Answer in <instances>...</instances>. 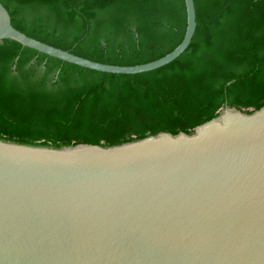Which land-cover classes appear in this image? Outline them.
Listing matches in <instances>:
<instances>
[{
	"label": "water",
	"instance_id": "water-1",
	"mask_svg": "<svg viewBox=\"0 0 264 264\" xmlns=\"http://www.w3.org/2000/svg\"><path fill=\"white\" fill-rule=\"evenodd\" d=\"M16 28L0 1V41L86 68L134 74ZM0 264H264V107L225 106L192 133L161 132L120 145L54 147L0 139Z\"/></svg>",
	"mask_w": 264,
	"mask_h": 264
},
{
	"label": "trees",
	"instance_id": "trees-1",
	"mask_svg": "<svg viewBox=\"0 0 264 264\" xmlns=\"http://www.w3.org/2000/svg\"><path fill=\"white\" fill-rule=\"evenodd\" d=\"M13 25L104 63L137 65L171 52L185 0H0ZM189 47L159 68L109 73L0 41V139L30 145H120L192 133L225 106L264 107V0H195Z\"/></svg>",
	"mask_w": 264,
	"mask_h": 264
}]
</instances>
